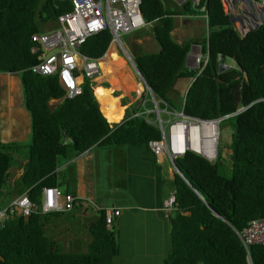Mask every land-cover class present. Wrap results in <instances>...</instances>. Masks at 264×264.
Here are the masks:
<instances>
[{"label":"trees","instance_id":"obj_1","mask_svg":"<svg viewBox=\"0 0 264 264\" xmlns=\"http://www.w3.org/2000/svg\"><path fill=\"white\" fill-rule=\"evenodd\" d=\"M70 8V0H0V73L17 75L29 122L25 161L10 185L8 168L20 144L0 140V203L24 191L37 201L42 186L56 184L58 156L70 157L93 144H146L159 137L155 121L134 114L142 106L130 105V98L119 99L128 107L122 109V119L109 126L94 95L96 87L111 86L104 73L95 83L82 79L79 92L61 97L63 88L55 75L30 70L36 62L30 35L46 24L54 27L56 16ZM139 10L144 23L151 24L158 49L130 58L157 108L199 119L221 117L219 122L231 127L228 176L219 172L218 151L214 160L190 148L172 157L179 172L174 171L171 180L173 208L167 216L163 264H264V244L245 248L235 232L247 220L264 215V23L240 36L224 14L221 0H197L195 5L185 1L181 12L165 8L160 0H140ZM185 12L206 16L200 43L205 58L196 68L185 65L193 41L175 42L170 35L173 16ZM109 40L107 29L91 34L79 53L98 59L108 50ZM225 58L234 65L222 68ZM177 79L184 82L179 96L172 97L169 92ZM114 88L111 94L119 95ZM54 99L59 101L51 107ZM55 214L6 217L0 225V264H111L118 251L114 220L107 226L103 211L98 210L87 225L90 239L84 250L64 251L45 231Z\"/></svg>","mask_w":264,"mask_h":264},{"label":"crops","instance_id":"obj_2","mask_svg":"<svg viewBox=\"0 0 264 264\" xmlns=\"http://www.w3.org/2000/svg\"><path fill=\"white\" fill-rule=\"evenodd\" d=\"M187 14L185 12L179 15L185 18L201 17L200 14L194 16ZM174 28L173 24L170 31L171 37ZM138 30L140 34L134 38L133 43L143 45L144 49L148 47L145 52H156L158 46L155 47L153 43L151 24L144 23ZM109 46L110 44L107 48ZM137 54L134 53V55ZM107 56L110 58V64L119 69L121 61L119 56L116 54ZM102 69L104 72V65ZM114 80L109 79L111 84L109 88L94 89L95 98L97 102L99 101L98 106L99 103L102 105V110L108 119L113 120L111 123L118 121L121 118L122 109L125 112L128 107V105L122 106L120 98L111 94L112 87L116 84ZM96 81L92 80L93 83ZM17 83L16 79H11L10 85L7 86L8 94L2 97V103L7 108V112L0 113L1 141L24 140L29 133L28 113L20 108L22 99L14 93L15 89L20 93ZM56 100L50 102L51 107L59 101ZM132 102L135 105V101L132 100ZM24 161L25 157H16L13 160V164L8 168V185L17 178ZM173 173L172 164L166 157L154 156L143 142H127L122 145L93 144L70 157L58 156L54 170L55 186L61 191L73 192L80 198L73 209L84 216V223L80 226L60 224L59 228L56 227L55 233L61 228L62 240H72L71 245L67 247L71 250L83 251L86 242L90 239L87 225L97 213L94 205L117 206L119 213L113 219V223L116 229L118 251L112 257L111 264H163L167 250L169 213L165 214L161 202L172 191ZM12 196L5 197L2 203L7 202ZM51 226L54 224L47 222L45 229L51 230ZM49 237L54 240L51 236ZM65 245H68L67 242Z\"/></svg>","mask_w":264,"mask_h":264},{"label":"built area","instance_id":"obj_3","mask_svg":"<svg viewBox=\"0 0 264 264\" xmlns=\"http://www.w3.org/2000/svg\"><path fill=\"white\" fill-rule=\"evenodd\" d=\"M70 3L71 8L68 11L56 16L54 27L30 35V40L34 43L30 52L36 54V62L30 70L41 75H55L63 88L61 97H72L79 92L82 79L94 80L102 76L99 64L106 56V50L98 59H88L79 53L80 45L88 36L107 29L110 33L109 44H116L121 51L123 45L120 36L138 30L144 24L139 10L140 0H70ZM221 3L229 23L240 36L264 23V0H221ZM199 16L203 19L206 17L202 12ZM146 89L151 97L149 88ZM141 106L142 108L134 114H141L150 121L149 109L143 107V100ZM184 118L206 125L205 128L201 126L197 130L195 138L197 141L199 138H208L215 151L221 117ZM153 120L160 134L158 138L148 139L146 146L154 156L164 155L171 163V158L178 155L176 153H182L184 149L189 148L182 147L176 152L172 150L175 141L183 140L184 131L171 129L177 120L169 123L166 131L159 116H155ZM190 149L206 156L199 149ZM79 201L80 198L75 193L61 191L55 185L42 186L37 201L30 200L24 191L0 204V225L12 214L26 216L31 212L43 214L68 211ZM161 207L166 215L173 208V191L162 200ZM94 209L103 211L107 226L119 213V208L112 205L95 204ZM235 232L245 248L252 243L264 244V215L247 220L241 228L235 229Z\"/></svg>","mask_w":264,"mask_h":264},{"label":"rangeland","instance_id":"obj_4","mask_svg":"<svg viewBox=\"0 0 264 264\" xmlns=\"http://www.w3.org/2000/svg\"><path fill=\"white\" fill-rule=\"evenodd\" d=\"M161 3L165 8H170L172 10H175L177 12H181V3L183 2H189L191 5H195L197 0H160ZM180 1V2H179ZM173 24H174V30L172 32V39L175 42H180L184 40H192L193 43L190 44L189 50L186 55L185 59V65L188 68H196L198 66L199 61L203 60L205 55L201 52L200 43L202 42V38L204 37L206 33V24L204 22L203 18L199 17H182L180 15L173 16ZM50 25H44L42 30H46ZM140 34L139 30H134L132 32H128L126 34H123L120 36V40L122 43V50L120 51L116 47H111L106 51L110 55H118L120 58V67L117 69L116 66L111 65L110 58H108V54L105 56L104 61H102L101 65H103L106 62V70L104 69V74L107 79H104L106 83H108L109 79H115L116 81L114 85V89H117L120 94L117 95L118 98H130V100L135 101V105L141 106V101L143 100V105L149 106V112H148V118L149 120H153L156 116L153 108V102L151 101L150 94L146 87L144 86L142 80L138 77L136 72L134 71L133 65L130 62L128 56L134 55V53H142L145 52V50H148L147 48H143V45H135L133 43L134 38ZM142 41V40H141ZM154 46L157 47V44L155 42ZM224 63L222 65V68H227L228 66H233L234 62L229 59L225 58ZM7 74V75H6ZM1 73L0 74V113L4 112L6 114L7 108L4 107L2 103V97L6 96L8 94L7 86L10 85L11 79H16L17 85L20 88L19 80L16 74H8V73ZM103 77V76H102ZM97 79H94L93 81H96ZM101 80V79H100ZM184 80L177 79L173 89L169 92V95L172 97H178L180 94V86ZM11 91V89H10ZM15 94H17V97H21L18 90L15 89ZM52 102V100L50 101ZM129 104H133V102H129ZM51 105V104H50ZM134 106V105H133ZM146 107V108H147ZM157 107V106H156ZM20 108L23 110L24 107L22 104H20ZM142 107H139L141 109ZM158 112H164V115L161 113V123L163 128L166 131V127L169 123L175 120H180L184 118L181 114L174 110H166L164 108H159ZM6 117V116H5ZM18 117V116H17ZM19 118V117H18ZM110 122L113 120L108 119ZM22 122V119H21ZM231 131V127L226 123V121H221L218 124V139L215 146V154L213 157H206L207 159L214 160L217 156L216 151H218V169L219 172L223 176H228L229 174V166L227 162L228 154L230 152L227 143L229 139V134ZM29 141V133H27V137L24 140H18L17 142L20 144L18 147V150L13 155V160H15L16 157L18 158H24L26 154V143ZM13 164V163H12ZM49 224H54V226H51V230L48 228L45 229L46 233L51 236L58 244L61 245V249L64 251L71 250L68 248L71 245L72 240H62V237L60 236L62 229L60 228L59 231H56V227H60V224L62 225H83L84 223V216L76 210V209H70L69 211H59L57 214L51 216L48 220ZM51 231H53V234H51ZM58 235L60 237H58ZM67 242L68 245H65ZM68 246V247H67Z\"/></svg>","mask_w":264,"mask_h":264},{"label":"bare ground","instance_id":"obj_5","mask_svg":"<svg viewBox=\"0 0 264 264\" xmlns=\"http://www.w3.org/2000/svg\"><path fill=\"white\" fill-rule=\"evenodd\" d=\"M111 47H116V45L111 43L110 46L108 47V49ZM101 63H102V61H100L99 67H100L101 75H102L103 69H102ZM201 126L203 128H205L206 125L203 123L199 124L196 121H192L190 119H185V118L177 120V122L174 123L173 126H171V129L172 130L173 129H177V130L182 129L184 131V137H183V140H179L178 142L175 141L174 144H172V150L175 152L180 151L182 147L187 146V147H191L195 150L199 149L207 157H210V158L213 157L215 154V151L212 149L213 144L210 142V140L205 137V138H203V140H200V138H199V140L197 141L195 138V134H196L197 130H199L201 128Z\"/></svg>","mask_w":264,"mask_h":264},{"label":"water","instance_id":"obj_6","mask_svg":"<svg viewBox=\"0 0 264 264\" xmlns=\"http://www.w3.org/2000/svg\"><path fill=\"white\" fill-rule=\"evenodd\" d=\"M186 55H187V54H186ZM128 58H129L130 62H131L132 65H133L134 71L136 72V74L138 75V77L142 80L144 86L147 87V84L145 83V81L143 80V78L141 77V75L139 74L138 70L135 68V66H134V64H133V62H132V60H131V58H130L129 56H128ZM151 101L153 102V108H152V110H154L156 116H159V115H158V110H159V109L156 107L155 100L153 99L152 96H151ZM241 108H242V107H240L238 110H240ZM238 110H235V112L238 111ZM100 111H101V110H100ZM101 113H102V112H101ZM178 113L181 114V115L184 116V117H187V116L183 115L180 111H179ZM104 117H105V116H104ZM121 119H122V118H120L118 121H114V122H112L111 124H109V126H110V127H113V126H114V123L119 122ZM189 148H190V147H189ZM176 154H181V153H176ZM171 164H172L173 170H174L175 172L178 173L179 171H178V169L174 166L172 158H171Z\"/></svg>","mask_w":264,"mask_h":264}]
</instances>
